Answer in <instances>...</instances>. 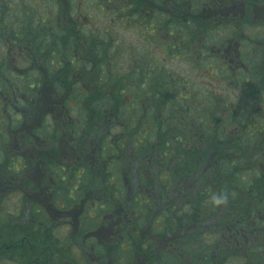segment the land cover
Returning <instances> with one entry per match:
<instances>
[{"label": "trees", "instance_id": "1", "mask_svg": "<svg viewBox=\"0 0 264 264\" xmlns=\"http://www.w3.org/2000/svg\"><path fill=\"white\" fill-rule=\"evenodd\" d=\"M132 1L114 14L133 24L146 48L132 49L122 59L110 34L90 29L83 34L91 50L86 73L73 58L75 39L58 33L55 118L42 119L40 127L34 118L13 116L0 131V168L13 179L23 175L22 158L11 155L27 128H34L44 161L60 159L71 147L75 157H86L74 168L85 171L80 182L76 173L56 180L55 208L63 204L69 210L89 199L92 237L85 239L86 231L58 237L62 226L54 227L34 209L26 227L20 225L26 219L22 210L11 221L1 212L0 224L12 223L13 235L27 234L29 246L41 244L45 256L56 255L66 264H264V0H241L245 5L231 16L215 5L151 14ZM95 2L102 12L110 7ZM132 6L135 15L127 9ZM47 37L43 33L35 47L44 67L50 62L41 54ZM179 56L206 81L241 87L245 102L232 103L169 71L166 58ZM251 103L260 111L254 113ZM84 186L90 196L83 197ZM44 187L53 192L51 184ZM116 213L120 222L112 237L101 240L107 231L103 220ZM233 231L245 235L241 251L230 238ZM32 255L14 264H30Z\"/></svg>", "mask_w": 264, "mask_h": 264}, {"label": "flooded vegetation", "instance_id": "2", "mask_svg": "<svg viewBox=\"0 0 264 264\" xmlns=\"http://www.w3.org/2000/svg\"><path fill=\"white\" fill-rule=\"evenodd\" d=\"M100 1L102 3L105 2L106 7L108 6L107 2H110V7H107L104 14L109 15L111 13L116 18L114 12L123 8L125 6L124 3L131 0ZM134 1L132 2L139 7L152 9L151 14H155V11L158 10L171 13L173 11L171 7L185 10V8H189V5L196 8L200 7L201 9L205 5L207 7L210 6V8L215 5L214 8L220 7L223 13L231 16V14L234 15L235 7H243L245 5L241 0ZM84 2L85 0H0V131L3 129V123L12 120L13 116L23 115L26 121H31L34 118V121H37L40 127L43 124V120L51 121L55 118V83H57L55 72H59L60 66L59 63H55V55H57L55 54V39H59L60 32L75 39L76 48L74 47L72 52H74L73 58L76 61V65L82 71L86 69V73L90 71L89 56L91 55V50L86 47V41L83 37L85 31L83 30L89 31L92 26H90V17L85 15V10L99 11V19L103 18V13L95 0H91L88 6L86 4L82 5ZM245 2L249 3L250 0H245ZM109 8H114L115 10H109ZM168 9L170 10L168 11ZM246 17L249 23L253 20L247 12L244 14V18ZM229 20H232V17H229ZM229 20L228 22H230ZM260 21L262 19H259ZM43 33H46V37L47 34L50 36V39L47 37L49 40L46 43L47 47L41 51V54L44 53L50 59V62L45 67L40 64L41 56L35 52V47L42 43ZM103 33L107 32L103 31ZM66 65L69 64L65 63L64 67ZM70 65V67L76 66L74 62H71ZM50 72L52 76L49 75ZM27 129L29 132L21 131L20 142L16 143L14 148L16 152L11 155L13 159L22 158L18 164V170L23 172V175L21 179H13L10 176H5V172L1 171L0 192L3 191L5 196L18 188L16 191L22 197L21 204L23 206L21 210L26 217L25 222L20 224L22 227H26L29 222L27 216L30 209H34L36 216L45 214L50 217L54 227L56 225V227L62 226L70 229L71 226L70 234L81 237L82 233L86 231L88 234L84 235V238L92 237L91 232L87 229V220L92 218L90 210L92 205L90 206L89 199H86L84 203L80 201L69 210H63V204L61 205V210L55 208V200H57L55 198L56 180L60 176L64 180L68 174L76 173L77 179H79L78 182H80V175L83 173L85 175V171L81 169L75 171L74 168L79 167L81 163L87 162L86 157L83 159L80 156L75 157L76 148L71 147L64 151L60 159L51 162L44 161L37 150L41 145L33 135L32 131L34 128ZM32 139L37 141L36 144H31ZM14 163L13 166H16ZM21 180L22 182L19 184ZM27 183H30L31 187ZM45 183L53 186L52 193L47 190L48 186H46L47 188L44 187ZM83 191L85 195L83 197L91 195L90 190L87 192L86 186L83 187ZM69 195L73 196L72 193H69ZM30 206L33 207L30 208ZM1 212L7 213L5 209L0 207V214ZM117 215L118 213L115 214L116 218H113V216L108 218V221L103 220L102 225L107 231L101 226L100 231H106L101 240L109 242L106 238L112 237L111 232L116 229L115 227L120 222ZM33 221L34 227L36 225L37 229L42 228V224L38 223L37 220ZM9 229H11L10 224H0V264H14L15 261L20 260L19 257L22 255L34 254V257H36V251H43V247L41 248L37 245L36 251L33 252L34 247L28 245L27 234L13 235ZM230 236L236 249L241 251L242 248L239 247V243L241 239H245V235L241 231H233ZM153 241L154 243H161L155 239ZM168 242L170 241L168 240ZM245 242L246 240H244V244ZM164 243L166 244V241ZM28 248L30 249L29 251ZM53 260L56 261V264H66L65 262H59L60 260L56 255H52L49 258V264H52ZM18 263L22 262L19 261ZM29 263L39 264L37 261H30ZM44 263L45 261L41 262V264Z\"/></svg>", "mask_w": 264, "mask_h": 264}, {"label": "rangeland", "instance_id": "3", "mask_svg": "<svg viewBox=\"0 0 264 264\" xmlns=\"http://www.w3.org/2000/svg\"><path fill=\"white\" fill-rule=\"evenodd\" d=\"M90 2L91 0H85V2L82 5L86 4L88 6ZM127 9H129V11H132L134 15L136 14V11L134 10L133 6L128 7ZM85 13H86L85 14L86 16L90 17L91 19L90 26H92V29L95 32L100 31L99 33L103 34V31H106L108 34H110V37L113 39L112 40L113 45L116 43L119 45L120 55L123 56L122 59H124L129 53H133L134 51L132 49H138V48L143 49L148 46L146 43L142 42V40L139 38V35L137 31L134 30V27H132L133 24L131 22L125 21V20L119 21L120 17L118 18V20H116L114 16L110 14L106 15L104 14V12H102L103 18L99 19V16H98L100 14L99 11H93L91 9L90 10L86 9ZM83 31H85V33H88L86 30H83ZM157 57L160 58L159 56ZM166 59L167 60L165 61V64L167 68L169 69V71L172 70L176 75H179L181 78L188 80L190 83L194 84L196 88L201 86L205 88L206 90L214 91L215 93L220 94L225 100H228L232 103H238L239 101L245 102L244 101L245 95L242 92L241 87L232 85L230 83L220 84L218 82H214L212 84L210 81H206L205 80L206 78L204 77V75L201 77L197 76L193 72L191 67H189L186 64V62H184L181 59L180 56L177 57V59L176 58H171V59L166 58ZM251 107L254 113L260 111V108L258 109L257 105L253 103H251ZM253 112H251V115H253ZM0 167H3V166H0ZM0 174H2L1 168H0ZM119 182L123 183L124 182L123 178L121 179V181L119 180ZM15 185H18V184H15ZM120 185L121 184H119L118 186L120 187ZM16 190H18V188ZM16 190H12L10 193H8V195L6 194L5 196H4L3 191L0 192V197H1L0 207L1 209L3 208L7 211V217L10 221H11V217L17 216V213H19L18 211H20L23 206L21 204L22 197L21 195L17 193ZM124 192H126V190ZM4 197L6 198L4 199ZM8 224L13 225L12 223H8ZM68 232L69 231L67 230V228L62 227V229H59L58 233L56 234L54 233V234L58 237L60 236L63 237L66 234H70V232L69 233ZM39 246L41 248L43 247V251H40V250L36 251L34 249V252L36 251V257H34L35 255L33 254L30 257V261H35V262L37 261L39 264H41V262L47 261L49 260V258L44 255L47 252V248L41 244ZM73 247L74 249L71 250V254H74L75 257H77L79 255V250L75 246ZM161 248L162 250H164L166 247L165 245H163ZM169 254L171 255L172 251ZM52 264H56V261L53 260ZM220 264H223V263H220ZM230 264H242V263H240L239 261L238 263L232 262Z\"/></svg>", "mask_w": 264, "mask_h": 264}, {"label": "clouds", "instance_id": "4", "mask_svg": "<svg viewBox=\"0 0 264 264\" xmlns=\"http://www.w3.org/2000/svg\"><path fill=\"white\" fill-rule=\"evenodd\" d=\"M217 202H219V201H217Z\"/></svg>", "mask_w": 264, "mask_h": 264}]
</instances>
